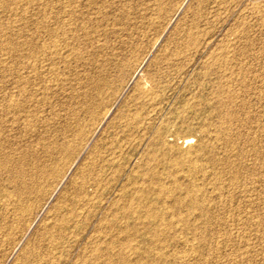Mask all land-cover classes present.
<instances>
[{
  "label": "rangeland",
  "instance_id": "374dc122",
  "mask_svg": "<svg viewBox=\"0 0 264 264\" xmlns=\"http://www.w3.org/2000/svg\"><path fill=\"white\" fill-rule=\"evenodd\" d=\"M49 1L0 0V264H264V0Z\"/></svg>",
  "mask_w": 264,
  "mask_h": 264
},
{
  "label": "bare ground",
  "instance_id": "6f19581e",
  "mask_svg": "<svg viewBox=\"0 0 264 264\" xmlns=\"http://www.w3.org/2000/svg\"><path fill=\"white\" fill-rule=\"evenodd\" d=\"M51 1V0H50ZM49 1V2H50ZM68 1V0H67ZM73 1V0H72ZM76 1V0H75ZM87 1V0H86ZM102 1V0H101ZM48 2V1H47ZM62 2V1H61ZM63 2H65V0L63 1ZM93 2V1H92ZM88 4V3H87ZM86 4V5H87ZM64 5V4H63ZM89 5H91L90 4V2H89ZM95 5V4H94ZM83 6V5H82ZM77 7V6H76ZM84 7V6H83ZM98 7V6H97ZM67 8V7H66ZM79 8V7H78ZM63 9H64V7H63ZM77 9V8H76ZM50 10V9H49ZM69 10V9H68ZM44 11V10H43ZM56 11V10H55ZM63 11V10H62ZM66 11V10H65ZM64 11V12H65ZM60 12V11H59ZM71 12V11H70ZM78 13V12H77ZM62 14V13H61ZM68 14V13H67ZM44 16H46V15H44ZM43 17V16H42ZM65 17V16H64ZM44 18V17H43ZM49 18V17H48ZM61 18V17H60ZM45 19V18H44ZM43 20V19H42ZM62 20V19H61ZM88 20V19H87ZM64 21V20H63ZM67 21V20H66ZM73 21V20H72ZM80 21V20H79ZM43 22V21H42ZM53 22V21H52ZM44 23H46V22H44ZM68 23V22H67ZM81 23V22H80ZM43 24V23H42ZM66 24V23H65ZM69 24H71V23H69ZM55 25V24H54ZM53 25V26H54ZM83 25V24H82ZM80 26H81V24H80ZM50 27V26H49ZM57 27H59V26H57ZM63 27V26H62ZM61 27V28H62ZM82 27V26H81ZM43 28V27H42ZM45 28V27H44ZM44 28H43V30H44ZM52 29H53V27H51ZM50 28V29H51ZM56 28V27H55ZM80 28V27H79ZM48 29V28H47ZM46 29V30H47ZM72 29V28H71ZM75 29V28H74ZM42 30V31H43ZM56 30V29H55ZM50 32L52 31V30H49ZM48 31V32H49ZM55 32V31H54ZM55 34V33H54ZM58 34H60V33H58ZM62 34V33H61ZM73 34V33H72ZM56 35H57V33H56ZM64 36H66V35H64ZM69 36V35H68ZM76 36H77V34H76ZM49 37V36H48ZM47 37V38H48ZM52 37V36H51ZM54 37V36H53ZM56 38V37H55ZM60 39H61V37H59ZM71 38H72V36H71ZM77 38V37H76ZM53 40L54 38H50V40ZM64 39V38H63ZM55 40V39H54ZM65 40V39H64ZM59 41V40H58ZM41 42V41H40ZM53 42V41H52ZM60 42V41H59ZM66 42V41H65ZM68 42V41H67ZM45 43H46V41H45ZM44 43V44H45ZM54 43V42H53ZM57 43V42H56ZM42 45H43V43H41ZM50 44V43H49ZM69 44V43H68ZM48 45V44H47ZM47 45H44V46H47ZM51 45H52V43H51ZM57 45H58V43H57ZM71 45V44H70ZM49 46V45H48ZM68 46V45H67ZM72 46V45H71ZM6 47V46H5ZM51 47V46H50ZM53 47H54V45H53ZM53 47L51 48V49H53ZM57 47V46H56ZM60 47V46H59ZM59 47H57L58 49H60ZM62 47H63V45H62ZM61 47V48H62ZM66 47V46H65ZM9 48V47H8ZM12 48V47H11ZM42 48V47H41ZM44 48V47H43ZM70 48V47H69ZM45 49H47V47L45 48ZM49 49V48H48ZM50 49V52L52 51H55L54 49L53 50H51ZM71 49V48H70ZM10 50V49H9ZM22 50V49H21ZM40 50V49H39ZM43 50V49H42ZM57 50V49H56ZM63 50H65V49H63ZM67 50H68V47H67ZM6 51V50H5ZM45 51H47V50H45ZM70 51H72V50H70ZM69 51V52H70ZM13 52H15V51H13ZM41 52V51H40ZM40 52H39V54H40ZM57 52H59L58 50H57ZM56 52V53H57ZM61 52V51H60ZM64 52V51H63ZM10 53V52H9ZM49 53V52H48ZM55 53V52H54ZM14 54V53H13ZM52 54V53H51ZM68 54H70V53H68ZM9 55V54H8ZM42 55V54H41ZM44 55H45V53H44ZM44 55H43V57H44ZM47 55V54H46ZM65 55V54H64ZM71 55H73V54H71ZM48 56V55H47ZM46 56V57H47ZM53 56V55H52ZM59 56V55H58ZM61 56H62V52H61ZM11 57V56H10ZM49 57H51V55H50V53H49ZM53 57H55V56H53ZM63 57V56H62ZM66 57H68V55H66ZM8 58V57H7ZM60 58V57H59ZM72 58V57H71ZM43 59H45V57L43 58ZM46 59H48V60H50L49 58H46ZM53 59V58H52ZM51 59V60H52ZM62 59V58H61ZM64 59H65V57H64ZM67 59V58H66ZM25 60V59H24ZM8 61V60H7ZM22 61V60H21ZM30 61V60H29ZM33 61V60H32ZM54 61V60H53ZM14 62V61H13ZM42 62H45V61H41V63ZM52 62V61H51ZM7 63V62H6ZM8 63H10V62H8ZM19 63V62H18ZM17 63V64H18ZM29 63V62H28ZM48 63H50V62H47V64ZM34 64V63H33ZM33 64H31V66L33 65ZM54 64V63H53ZM26 65H27V63H26ZM43 65V64H42ZM41 65V66H42ZM22 66V65H21ZM34 66V65H33ZM40 67V66H39ZM23 69V68H22ZM27 69H29V68H27ZM33 69V68H32ZM38 69V68H37ZM53 70V69H52ZM32 71V70H31ZM15 72V71H14ZM20 72V71H19ZM28 72V71H27ZM38 72V71H37ZM31 74H32V72H30ZM53 73V72H52ZM30 74V75H31ZM28 75V74H27ZM41 75V74H40ZM39 75V76H40ZM35 76V75H34ZM23 77V76H22ZM26 77V76H25ZM25 77H23V78H25ZM45 77H46V75H45ZM41 78V77H40ZM15 79L17 80V78L15 77ZM23 80H25V79H23ZM14 82H15V80H13ZM22 82V81H21ZM13 85V84H12ZM19 86V85H18ZM26 86V85H25ZM19 87H22V86H19ZM33 87V86H32ZM22 89V88H21ZM20 93V92H19ZM18 93V94H19ZM21 95V94H20ZM19 95V96H20ZM24 95V94H23ZM26 95V94H25ZM30 95V94H29ZM11 97V96H10ZM12 97H13V94H12ZM11 97V98H12ZM17 97H18V95H17ZM26 97V96H25ZM29 97H31V95L29 96ZM11 98H9V99H11ZM22 98H24V97H22ZM27 98H28V96H27ZM32 98V97H31ZM14 99H16V98H14ZM26 99V98H25ZM12 102V101H11ZM18 102V101H17ZM16 102V103H17ZM2 103V102H1ZM1 103H0V105H1ZM6 103V102H5ZM16 103L15 104H13V105H11L10 104V106H12L13 108L14 107H16ZM27 104V103H26ZM29 104H31V103H29ZM6 105V104H5ZM18 106H19V104H17ZM1 106H3V105H1ZM9 106V105H8ZM17 106V107H18ZM24 106V105H23ZM6 107V106H5ZM28 107L29 106H27L26 108L28 109ZM1 108V107H0ZM24 108V107H23ZM4 109V108H3ZM20 109H21V107H20ZM7 110H8V108H7ZM16 110V109H15ZM28 112V111H27ZM12 113V112H11ZM18 113V112H17ZM17 115V114H16ZM1 117V116H0ZM22 117V116H21ZM12 118H14V117H12ZM5 119V118H4ZM10 121V120H9ZM219 125V124H218ZM220 128V127H219ZM216 134V133H215ZM191 139V137L190 136H185V137H183V139H182V142L183 143H187V142H189V140ZM192 140V139H191ZM189 144H190V142H189ZM188 144V145H189ZM191 146V145H190ZM195 149V148H194ZM196 150H198L199 151V149H196ZM195 151V150H194ZM194 153V152H193ZM188 154V153H187ZM190 154V153H189ZM194 156H195V154H194ZM193 156V157H194ZM192 157V156H191ZM187 159V158H186ZM187 160H189V159H187ZM192 160V159H191ZM190 161V160H189ZM192 162V161H191ZM188 163H190V162H188ZM187 163V164H188ZM1 164V163H0ZM231 164H233V163H231ZM190 166V168H194L195 170H196V168H199L200 167V165H199V167L197 166V164H194V162L191 164L190 163V165H188V167ZM197 166V167H196ZM187 167V168H188ZM186 168V169H187ZM201 168V167H200ZM50 169H52V168H50ZM193 171V170H192ZM187 172H188V170H187ZM154 173V172H153ZM39 174V173H38ZM50 174V173H49ZM38 176V177H37ZM151 176V175H150ZM36 178H37V181L36 182H34V184H32V185H27V184H23L22 186H21V188H19V190L23 193V194H25L26 195V199H24V201H26V204L24 205V203L22 204V205H19L18 207H16V210H17V213H16V217H18V219H19V216L20 217H22L23 216V214H25V212H27L28 211V208H29V205L27 204V203H31L32 201H33V199H34V197H36L37 195H39L40 194V192H41V190H44V189H42V186L40 185V184H42V183H44V181H45V178H44V174H39V175H36ZM209 178V177H208ZM40 181H41V183H40ZM31 182V181H30ZM45 183H46V181H45ZM14 187H16V186H14ZM162 187V186H161ZM193 187V186H192ZM196 187V186H195ZM14 189V188H13ZM17 189V188H16ZM190 189V188H189ZM228 189V188H227ZM162 190V189H161ZM168 190V189H167ZM191 190V189H190ZM189 190V191H190ZM193 190H194V188H193ZM17 191V190H16ZM135 191V190H134ZM165 191V190H164ZM197 191V190H196ZM138 192V191H137ZM136 192V193H137ZM187 192V191H186ZM191 192V191H190ZM195 192V191H194ZM200 192V191H199ZM169 193H170V191H169ZM184 193V192H183ZM219 193V192H218ZM248 193V192H247ZM185 194V193H184ZM188 194H189V192H188ZM193 194H195V193H193ZM18 196H20V195H18ZM183 196V195H182ZM15 198V197H14ZM140 198V197H139ZM187 198V197H186ZM200 198V197H199ZM225 198V197H224ZM21 199V198H20ZM43 199V198H42ZM138 199V198H137ZM190 199V198H189ZM181 200H183L182 199V197H181ZM138 201V200H137ZM184 202H186L185 200H183ZM189 201V200H188ZM188 201L186 202L187 204H188ZM191 201H192V199H191ZM12 202V201H11ZM145 202V201H144ZM174 202V201H173ZM197 202V201H196ZM200 202V201H199ZM21 203V202H20ZM221 203V202H220ZM190 204V203H189ZM194 204V203H193ZM134 205V204H133ZM136 205V204H135ZM141 205V204H140ZM139 205V206H140ZM127 207V206H126ZM195 207V206H194ZM149 208V207H148ZM150 210H151V208H149ZM133 210H134V208H133ZM153 210V209H152ZM151 210V211H152ZM31 211V210H30ZM29 211V212H30ZM154 211H156V210H154ZM165 211V210H164ZM157 212V211H156ZM155 212H153V214H154ZM31 214V213H30ZM147 214H152V212L151 213H147ZM163 214V213H162ZM171 214V213H170ZM183 214V213H182ZM27 215V214H26ZM184 215V214H183ZM190 215V214H189ZM147 216V215H146ZM170 216V215H169ZM180 216H181V214H180ZM179 216V217H180ZM152 217L153 216H151L150 215V217H149V219H152ZM158 217V216H157ZM77 218V217H76ZM137 218V217H136ZM145 218V217H144ZM154 218V217H153ZM161 218H163V216L161 215ZM176 218V217H175ZM184 218V217H183ZM186 218V217H185ZM49 219V218H48ZM63 219V218H62ZM78 219V218H77ZM138 219V218H137ZM155 219V218H154ZM169 219H171V218H169ZM147 220V219H146ZM156 220V219H155ZM158 220V219H157ZM161 220V219H160ZM168 220V219H167ZM162 221V220H161ZM178 221V220H177ZM159 222V221H158ZM179 222V221H178ZM12 223V222H11ZM165 223V222H164ZM184 224V223H183ZM114 226V225H113ZM146 226V225H145ZM166 226V225H165ZM13 227V226H12ZM156 227V226H155ZM61 230V229H60ZM262 230H264V229H262ZM159 233V232H158ZM153 235V234H152ZM154 236V235H153ZM52 238V237H51ZM56 243V242H55ZM163 255V254H162ZM55 257V256H54ZM155 257H158V256H155ZM159 258V257H158ZM39 259V258H38ZM154 259V258H153ZM54 261V260H53ZM109 261V260H108ZM156 261V260H155ZM141 263V262H140ZM144 263V262H143ZM139 264V263H138Z\"/></svg>",
  "mask_w": 264,
  "mask_h": 264
}]
</instances>
